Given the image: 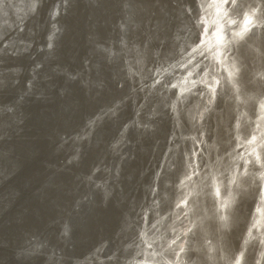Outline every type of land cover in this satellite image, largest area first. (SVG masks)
Listing matches in <instances>:
<instances>
[{
  "label": "clouds",
  "instance_id": "9594fccd",
  "mask_svg": "<svg viewBox=\"0 0 264 264\" xmlns=\"http://www.w3.org/2000/svg\"><path fill=\"white\" fill-rule=\"evenodd\" d=\"M24 190L3 264H264V0H0V220Z\"/></svg>",
  "mask_w": 264,
  "mask_h": 264
},
{
  "label": "bare ground",
  "instance_id": "6f19581e",
  "mask_svg": "<svg viewBox=\"0 0 264 264\" xmlns=\"http://www.w3.org/2000/svg\"><path fill=\"white\" fill-rule=\"evenodd\" d=\"M152 2H155V0H152ZM180 0H177V3H179ZM161 3H166L169 7V9L172 8L173 0H161ZM75 26L77 27V30H80L83 28L84 21L82 19L73 21ZM67 47H71V39L66 45ZM9 62L11 61V58H9ZM41 107L42 106H35L32 109L33 112V119L30 122L31 124V131L27 133L29 138H34L32 140V144L36 150L40 152V155H38V158L33 160L31 163L26 164L23 172L20 174V176L17 178V184L18 186L23 189V185L31 180L34 176V174L37 171L42 170L41 161L46 158L47 153V143L44 140V118L47 116V113L45 112L44 115H41ZM31 192L28 190H24V194L21 198V200L18 202V206L14 207L10 213L7 214L4 220H0V239L4 233V237L6 238H13L18 230L19 225L17 224V220L20 219L21 215L24 214L25 208L27 209V216L29 219L32 218L34 215L35 210L38 208V205L31 201ZM28 200V203H25V200ZM5 221H8L6 223ZM9 235V236H8ZM4 243L0 244L3 245ZM81 251H84V249H81ZM4 254H9L7 250L0 249V260L2 259V256ZM0 264H3V260Z\"/></svg>",
  "mask_w": 264,
  "mask_h": 264
},
{
  "label": "water",
  "instance_id": "95a60500",
  "mask_svg": "<svg viewBox=\"0 0 264 264\" xmlns=\"http://www.w3.org/2000/svg\"><path fill=\"white\" fill-rule=\"evenodd\" d=\"M38 152H39V151H38ZM39 155H40V152H39ZM36 158H38V156H37ZM8 236H9V235H8ZM12 239H13V238H11V239L6 238V239H5V237H4V233H3V235H2V237H1V239H0V244L5 243V242L10 243ZM2 260H3V259L0 260V263L2 262Z\"/></svg>",
  "mask_w": 264,
  "mask_h": 264
}]
</instances>
